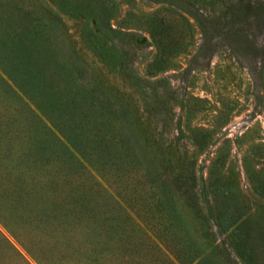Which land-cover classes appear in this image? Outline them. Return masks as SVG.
Returning a JSON list of instances; mask_svg holds the SVG:
<instances>
[{"label":"rangeland","instance_id":"1","mask_svg":"<svg viewBox=\"0 0 264 264\" xmlns=\"http://www.w3.org/2000/svg\"><path fill=\"white\" fill-rule=\"evenodd\" d=\"M180 1L204 19L209 35L206 41L193 19L149 0H117L119 13L110 21L122 32L117 45L129 52L128 63L144 75L157 104L159 120L145 125L136 122L145 117L126 77L108 73L93 62L76 37L79 21L61 18L70 46L82 59L83 81L92 75L95 94H111L116 112L107 117L114 123V134H125L133 146L132 156L114 171H102L106 181L102 183L116 191L121 204L131 210L126 209L127 214L141 225H133V232L120 237L116 233L108 236L95 225L86 224L83 211L63 207L67 210L51 212L56 193L62 196L66 190L54 166L38 169L16 161L30 135L23 120L31 111H38L29 100L10 94L0 97V138L5 137L3 128L13 131L8 145L5 139L0 141V264H168L153 243L168 239L166 225L170 222L176 223L170 228L192 249L205 253L210 244L182 202L163 193V205L156 204L157 191L151 183L154 176L164 175L172 167L183 168L186 162L181 160L191 156L196 167L206 165L214 152L225 156L223 175L231 198L256 201L249 187L264 181V0ZM27 2L35 5L36 0ZM229 3H241L244 8L242 18L230 29L250 41L234 38L237 57L228 49L230 29L223 22ZM158 8L162 10L149 16ZM156 25L179 50L167 59L164 69L148 74L145 66L155 52L150 31ZM136 115H142L140 120ZM200 127L207 128V140L214 141L202 152L185 139ZM160 136L171 151H153L150 140ZM172 157L179 163L173 164ZM202 172L204 175V168ZM89 180L81 172L76 181L83 185ZM18 187L22 188L20 198L16 196ZM115 210V216L122 219L116 205Z\"/></svg>","mask_w":264,"mask_h":264},{"label":"trees","instance_id":"2","mask_svg":"<svg viewBox=\"0 0 264 264\" xmlns=\"http://www.w3.org/2000/svg\"><path fill=\"white\" fill-rule=\"evenodd\" d=\"M149 1L163 3L170 10L187 15L199 28L203 40L208 39L204 19L184 2ZM161 10L158 8L149 16ZM118 13L117 0H36L35 5L27 0H0V97L18 95L29 100L38 111V114L31 111L23 120L30 135L15 159L38 169L55 167L66 192L62 196L56 193L54 211H50L61 213L69 208L78 209V212L83 211L86 224L95 225L108 236L116 233L120 237L133 232V225L139 227L140 222L127 214L126 209H130L121 204L116 191L104 186L102 171H114L116 165L132 156L133 146L125 134L115 136L114 123L107 117L116 112L111 94L100 97L95 94L96 79L92 75L83 81V66L79 63L82 59L70 46L67 28L61 23L64 16L79 21L76 37L93 57V62L101 64L108 73L126 77L145 117L136 122L142 125L157 122V104L147 89L144 75L131 67L129 52L116 43L122 32L112 27L110 21ZM243 14L241 3H229L223 22L230 29ZM261 18L264 20V15ZM150 33L155 52L145 67L148 74H154L164 69L167 59L179 49L167 40L160 25ZM229 34L226 35L230 36L228 49L237 57L234 38L250 41L233 29ZM251 46L258 51V47ZM261 58H264V49ZM150 66L156 69L151 71ZM179 106L182 105L179 103ZM142 115L136 116L140 120ZM12 132L10 127L3 128L5 137L0 141L5 139L8 145ZM207 137L208 129L200 127L191 130L185 139L202 152L208 144L214 143ZM164 141L161 136L151 138L156 154L171 151ZM181 161L186 162L183 168L172 167L168 173L151 179L157 191L154 200L163 205V193H170L172 199L178 198L210 246L205 253H197L170 228L176 224L170 222L166 225L168 239L157 237L154 249L168 264H264V181L249 187L256 201L236 200L231 198L223 175L225 156L214 152L207 158L206 165L197 167L193 156ZM172 162L175 163L174 158ZM81 172L90 179L88 184L76 181ZM17 189L20 192L16 196L20 198L22 188ZM115 205L122 211V219L115 216Z\"/></svg>","mask_w":264,"mask_h":264}]
</instances>
